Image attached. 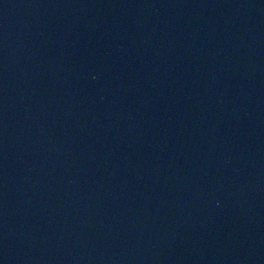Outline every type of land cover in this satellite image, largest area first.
I'll return each mask as SVG.
<instances>
[{"label": "water", "instance_id": "1", "mask_svg": "<svg viewBox=\"0 0 264 264\" xmlns=\"http://www.w3.org/2000/svg\"><path fill=\"white\" fill-rule=\"evenodd\" d=\"M0 264H264V0H0Z\"/></svg>", "mask_w": 264, "mask_h": 264}]
</instances>
